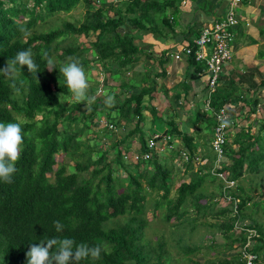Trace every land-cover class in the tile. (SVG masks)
<instances>
[{
  "label": "trees",
  "instance_id": "trees-1",
  "mask_svg": "<svg viewBox=\"0 0 264 264\" xmlns=\"http://www.w3.org/2000/svg\"><path fill=\"white\" fill-rule=\"evenodd\" d=\"M114 1L0 0V68L18 51L29 48L39 66L36 76L30 74L26 66L19 71V92H14L9 86V79L0 74V122H15L14 116L18 114L25 117L20 123L24 131V150L16 164L18 171L13 175L12 183L0 181V264H27L26 253L30 246L52 237H71L77 244L83 242L90 247L98 244L107 246L106 251L102 250L99 260L88 258L80 261V264L170 263L164 237L160 236L155 242L146 239V242L144 228L148 222L147 194L155 191L159 197L158 200L156 198L157 203L153 210L156 215V208L167 200L172 171L166 167L168 165L159 161L157 156L131 163V160L123 158L121 148L129 136L141 131L140 122L145 120L144 111L148 108L153 113L150 112L151 124H154L156 118H163L167 125L166 130L179 138L181 155L187 156L183 162L184 170L192 171L190 180L177 186L176 198L168 200L164 220L169 222L171 217L175 216L180 223L189 213L188 210L182 209L185 203L195 212L194 218L211 216L214 219L213 227L219 230L228 248L224 250L221 258H203V261L192 259V263L245 264L239 250L249 236L254 242L252 249L247 251L255 253L257 258L253 264H264V224L254 216L260 209L264 212V118L255 133L250 130L251 123L248 127L241 126L234 135H229L224 145L227 162L221 168L214 167L211 152L209 154L203 147L211 141L209 132H212L214 124L211 114L201 111L199 107L202 101H196V116L194 119L187 118V125L203 122L202 131H182L170 101L166 108L167 117L163 110L158 113L156 104L161 101L157 98V101L153 102L157 83H149L153 75L150 76L148 71L142 78L143 88L139 92H127L122 101L118 99L117 94H113L114 108H108L106 99H103L91 104L88 114H81L85 128H88L90 123L97 126L93 118L100 115H107L117 125L126 127L125 135L108 127L95 128L94 136L103 133L106 135L108 142H102L105 146L110 142V148L115 151L112 157L108 158L110 150L106 147L104 150H93L87 154L82 151L78 133L83 131V127L69 128L74 133H70L66 123L63 130L58 127L63 113L67 112L66 121L74 122L79 119L72 111L79 109L81 103L72 102L66 105L59 100V95L68 97L71 93L59 72L64 63H55L56 69L53 71L47 69V58H52V43L55 40L75 37L71 40L72 44L75 43V48L68 45L62 53L56 55L58 59L63 60L65 53L73 56L78 52L73 57L79 58L85 66L90 61L83 55L90 52L97 56L101 65L102 62L111 61L112 68L115 63L114 70L108 69L114 73L138 60V51H148L147 48H140L134 43L135 35L129 32V28L174 37L172 33L178 21L179 0H117L119 2L113 3ZM207 2L210 3V0ZM79 3L86 6L84 18L80 22L66 21L62 27H54L46 32L33 29L45 17L69 12ZM171 8L174 10L169 11ZM171 14L174 16L172 21L169 18ZM124 24H127L128 29L122 27ZM21 27L28 29L30 35L25 37L19 30ZM165 28L166 33L163 31ZM79 36L85 37L86 40L76 43ZM90 36L93 38L87 40ZM146 54L148 57L152 56L151 52ZM189 66L192 68L187 78L193 81L205 72L204 61L191 57ZM245 70L246 74L243 78L240 77L239 81L229 78L213 91L210 101L212 108L218 109L232 101L233 104L241 102L249 106L246 116L248 118L256 112L258 96L264 88V79L255 81L254 68ZM222 80L226 79L221 76L220 81ZM126 84L124 81L120 83L121 87ZM183 86L187 87L183 95L188 96L190 89L187 81L183 82ZM244 88L248 90V99L240 98L242 93L247 95ZM89 89L91 94L94 89ZM119 91L123 93V90ZM250 91L253 92L251 95ZM39 113L42 118L37 120L35 117ZM50 113H53V121L49 120ZM129 120H133V125H130ZM36 122L41 124L38 130L34 127ZM140 138L142 139L139 141V147L145 149L144 135ZM91 146L92 144L88 147L91 149ZM60 153H63L65 158L64 162L59 163L57 158ZM198 156L205 158L207 162L204 165L198 164L195 169L192 163ZM113 164L117 167L113 168ZM117 168L123 169L126 175L119 177ZM221 172L227 173L225 179L231 181L232 185H227L220 178L217 185L219 192L213 193L203 189L206 179L213 180ZM255 178H258L255 189L260 188L258 195L251 194L253 188L242 184L245 180L251 184ZM227 195L234 201L235 208H232V204L217 205L220 200L225 202ZM245 218L249 221L236 232L237 223ZM54 221H60L63 225L62 231H56ZM202 224L206 225L207 221H202ZM248 229L253 231L249 233ZM192 234L193 232H189L190 238ZM206 237L209 247L219 245L215 235L209 233ZM190 244H184L186 254L202 248L201 242Z\"/></svg>",
  "mask_w": 264,
  "mask_h": 264
},
{
  "label": "clouds",
  "instance_id": "clouds-1",
  "mask_svg": "<svg viewBox=\"0 0 264 264\" xmlns=\"http://www.w3.org/2000/svg\"><path fill=\"white\" fill-rule=\"evenodd\" d=\"M117 2H119V1L115 0L113 3H117ZM179 2L186 5V0H179ZM229 2H230V0H228V2H227V8L224 12L223 17H221L219 19L218 18L213 19V20L205 23L203 26L201 25L197 34H194L192 32V27H191L192 25H190L188 23V29L185 31H182L181 35L176 38V39H178V41L174 42L173 46L165 48L163 50L164 52L160 56L164 59L165 63L170 62V61L172 62V61L185 60L188 64V66H189V59L191 57H193L197 61H204L205 72L200 76V78L196 79L195 81H193V79L187 78L190 76V69L192 68L191 66H189L185 77H183L181 79V81H179V82L187 81L188 84H190V83L194 84V82H196L198 80L199 86H200L199 93H202L201 97H198L199 93H196V91L189 93L188 96L187 95L184 96L183 93L180 92V90H178L176 86L174 87V91L177 90L178 95H181L182 98L185 99V100L181 99L180 103H182V102L185 103L186 100H188V98H190L191 100L189 102H191V105L193 104L196 106V101H202V104L199 107V109L201 111L203 110V111L208 112L209 115L211 114V116L213 117L214 124L212 127V132L211 133L209 132V136L211 137V141L208 142L209 144L208 143L207 144H208V146H210V150L212 151L211 155L213 156L212 157L213 166L218 167V168H221V166L227 162V157L225 155L224 145L226 144V142L229 138V135H234L235 132L240 130L241 126L248 127L247 126L248 124H244L243 120H242L243 116H245V115L247 116L248 111H249V106L247 104L244 105L241 102H239V103L237 102V103L233 104V103H231L232 101H228L227 103L223 104L218 109H214L210 105L211 94L213 93V91H216V89L219 85L224 84L225 81H228L229 78L236 80V81H239L240 77H244V75L247 72L246 70H244V72L241 73L242 75L240 74L237 79L234 76L227 75L225 73L226 64L229 63V61L232 60L234 57L233 43L236 41L235 36H236L237 28H238L237 26L242 21V19L240 21H238V19L235 17L237 20L235 25L227 26L228 27L227 30L230 33V37H228V39H227L229 42L230 57L221 66V69H220V72L218 74L217 81H216V84H215V87L213 90H211V88L208 85V77L211 76L212 73H211L210 69L208 68V62H207L209 57L212 54V51H213L212 46L210 44H205V46H200L196 43V40L201 36V34L205 28H207V27L210 28L214 24V22L222 21L226 17V12H227V9L229 6ZM203 4L208 5L209 3L206 2V0H204ZM236 10H237V8H236ZM180 13H183V12L179 11L178 16L180 15ZM169 18H170V21H172L174 19V16L171 14V15H169ZM178 20H179V18H178ZM177 24H178V21L176 22L174 32H175ZM245 24H248V23H245ZM19 30L23 33V35L25 37L30 35L29 30L24 28V27H21ZM133 31H137V30H133V29L129 28V32L132 33ZM163 31H164V33H166L167 29L165 28V29H163ZM142 33H144V32L142 31ZM149 34H151L153 38L155 37L153 33H149ZM185 34H187V35H185ZM173 36H175V35H173ZM135 39L136 38L134 37V43L138 47L143 48V49H146V48L148 49V51H145V56H146L147 60H150L151 58H156V55L153 52H151L152 56H150V57H148L146 54V52L154 51L153 48L150 49V47H148V44H147V47H141L138 43H136ZM174 39H175V37H169V38L160 37L157 40L164 42L165 40L173 41ZM187 50H189V51L187 52ZM139 53L140 52L138 51L137 54H139ZM197 53H201V54H203V56L201 58H198ZM44 55L47 58V54L45 53ZM136 57L139 60L140 57H138V55H136ZM47 65H48L47 69L49 71H53L56 69L55 63H54L52 58H47ZM102 65L106 69L107 67H110L111 61L108 63L102 62ZM130 65L131 64H128L124 68H122L120 70H116L119 72V73H117V75L122 76L124 73L126 75H129V72H130L129 68L130 67L129 68H127V67ZM24 66L27 67V70L30 74H34L36 76V74L39 72V66L35 62V60L33 58V52L30 48L26 49V50L18 51L12 59L7 60L5 66L3 68H0V74H3L4 76H6L9 79V81H10L9 86L11 89L14 90V92H19V88L17 87V77H18L19 71L22 70V68ZM115 67H116V64L114 63L112 65V68L114 69ZM161 67H163V62H161ZM125 69H127L128 72ZM148 71H149L150 76L153 75L152 78L149 79V83H152L151 81H154V83H157L158 78H160L162 76L161 72L154 71L151 67H148V66H147V70L145 71V73H143V72L137 73V77H138V74H144L143 77H145V74ZM150 71H151V73H150ZM59 72L64 77L68 91L72 94V99H74L78 104L81 102H84L85 110L86 111L89 110L91 104H93L95 102V96H89L88 95V91L90 88V82H89V78H88V75L86 73V70H85L83 64L81 63V61L79 60V58L69 57L68 62L64 63L59 68ZM153 73H157V75H154ZM221 76L224 77L226 80L220 81ZM142 85H143V83L140 84L137 89L129 88V89H127V91L125 90L124 91L125 97H126V93L129 91L130 92L132 91L135 93L139 92L143 88ZM156 90H157V86H156ZM252 93L253 92L250 91V95ZM245 97H246V95L245 94L243 95V93L240 96L241 99H243ZM258 99H259V102L256 105V108H255L256 112L255 113L263 110L262 113L264 114V94L262 93V91L260 92ZM59 100L62 103H64V101H62L60 98H59ZM105 104L108 108H114L115 107L114 96L106 94ZM239 108H241V109L239 111H236V109H239ZM242 109H243V112L241 111ZM244 109H246V111H244ZM194 111H195V108H194ZM146 112H149V111L146 110ZM231 113H233V114H231ZM255 113L251 114L249 119L251 118V120H253L254 118H256L257 116L255 115ZM262 113H261L260 117L263 119L264 116ZM113 115L115 116L116 113H113ZM145 115H146V118H145L146 121L144 122V120H142L140 127L142 126L144 129L148 130L147 134L144 135L145 142H146V148L141 149L139 147V141L142 138L138 137V133H140V131H138V133H135L134 135L129 136L122 143L121 148L123 151V158L126 160L129 159V160H131V163H134V162L139 161V159H143V161L150 160L153 156H157L160 160L161 157H165L167 154L172 155V153H173V155H176V160L178 157H179V160L181 162L186 160L187 156L185 157L183 154L181 155L182 149L180 147L179 138H177L176 136L169 133L166 130V128H164L163 131L156 130L155 125L150 123L151 114L150 115L145 114ZM17 116H20V119H18ZM195 116H196V114L194 113V115L192 117H189V118L194 119ZM14 117H15V122H7V123L0 122V181H2L4 183H9V184L12 183L13 175L18 171L16 164L20 160L21 155H22L23 150H24V131H23V128H22L20 123L25 120V117L20 115V114L15 115ZM101 118L104 119V121H105V123L103 125H101L99 123V119H101ZM30 119L31 118H29V120ZM261 120L259 121V125L261 123ZM93 121L96 122L97 126H94L96 128L108 127L109 129H112L114 132L120 133L122 135L126 134V131H125L126 127H124V125H121V126L117 125L114 121L110 120L107 117V115L96 116L93 118ZM185 123L186 124L183 127H187V121H185ZM222 123L224 124L223 134H224L225 140L222 144L221 156L218 157L216 151L213 148V142H214V139L216 136V129ZM110 124L113 127H109ZM143 128H141V131L143 130ZM180 129L182 131L184 130L183 128H180ZM250 130L252 133H255L257 131L256 129L253 131V129L251 127H250ZM150 139H154L155 145L157 146V148L149 149L148 144H149ZM132 142H134V143H132ZM125 147H127V148L124 150ZM146 154H149V156L145 157ZM203 160H206V159L201 158L200 156L195 157L193 159L192 165L195 167V169H197L198 164L204 165L207 162V160H206L205 163H203L202 162ZM222 173L223 172H221L219 174H222ZM222 179L225 181V183H227V185L231 182V181L226 180L225 178H222ZM244 225H245V223H244ZM54 226H55V229L57 232H60L63 230V225L60 223V221H54ZM249 230L250 229H248V231ZM249 241H251L252 243L254 242L252 240V238L247 236V241H245V243L241 246V248L239 250V254L241 255L242 259H243L242 251L245 248L246 243L249 244ZM250 246L252 249V244H249V246L246 247L247 250H249ZM102 250L106 251L107 246L104 245L102 247L101 245L98 244L96 246L90 247L87 243H83V242L77 244L76 240L71 238V237H63V238L52 237V238H48L46 240H42L39 244H32L30 246V249L26 253L27 264H80V261L86 260L88 258H91L92 260H99L101 258ZM249 253L256 255L253 252H249ZM256 259L257 258L254 259V262L256 261ZM243 261H245V259H243Z\"/></svg>",
  "mask_w": 264,
  "mask_h": 264
},
{
  "label": "rangeland",
  "instance_id": "rangeland-1",
  "mask_svg": "<svg viewBox=\"0 0 264 264\" xmlns=\"http://www.w3.org/2000/svg\"><path fill=\"white\" fill-rule=\"evenodd\" d=\"M264 1V0H262ZM178 10L179 11H185V5L182 4L181 2L178 3L177 5ZM86 6L83 3H79L75 8H73L71 11L69 12H59V13H55L53 16L48 17L44 20H42V22L37 23L33 29L36 31H48L51 28L54 27H62L63 23L66 21H71L74 23H78L80 22L83 18H84V12H85ZM174 10L173 8L169 9V11ZM178 11V12H179ZM177 14V13H175ZM234 16L238 19V21H240L242 18L244 20V24L248 22V24H250V21H254L256 20V14L255 13H251V11H249L248 15L245 16L243 14V10L242 9H238L235 10L234 12ZM262 21L264 22V14H260ZM249 26V25H248ZM122 27H124L125 29H128L127 24H124ZM173 35H175V39L173 40V42H177L178 39H176L177 37H179L181 35V33H179L178 28H177V32L175 31L174 33H172ZM155 39H159L160 37H165V38H169L168 34H164L163 35H154ZM248 39H250V35L247 36ZM72 38H75L73 36H70L69 38H65V39H57L52 43V59L54 61V63H67L68 62V58L69 57H73L74 55H76L77 53H74V55L72 56L71 54H64V58L63 60H60L57 58L56 55H59L60 53L63 52V50H65V48L68 45H71L72 48H75V43L72 44L71 40ZM93 38V36L88 37L87 40ZM78 40H76V43H83L84 40H86L85 37L83 36H79L77 38ZM141 47H147V43L145 41H141V43H138ZM150 49L153 48V46L157 45L156 43H148ZM154 51H157V48H154ZM261 50H264V46L261 47ZM79 51V50H76ZM159 56H161V52L157 51ZM259 54L257 55L258 57L261 55L264 59V51H258ZM145 54V51H140L139 54ZM84 57H87L86 59H88L90 62L88 63V65H85L84 68L86 70V73L88 75L89 78V82H90V87H93L94 91L90 92V89L88 91V95L89 96H95V102L96 101H101L103 99H106V94L107 95H112L115 97V95L113 94H117L118 95V99L119 100H124L125 95H124V91L129 88H133V89H137L138 86L142 83H144V81L142 80L143 75L144 74H138L137 79L135 78V80L131 79L132 77L129 75H126L125 73L120 76L117 75V72L115 71L114 73L109 72L107 69L109 70H114L111 67H107L106 69L104 68L103 65L100 64V61L97 59L96 55H93L92 53L88 52V53H84L83 55ZM141 61H138V64ZM230 64H240L239 61H234V60H230L229 61ZM143 64V63H142ZM107 65V64H106ZM130 66H128L127 68H129ZM147 68V65L143 64V68ZM250 67V66H249ZM239 69V68H238ZM127 70V69H125ZM132 70L134 71L133 73H136L138 71V67L135 65ZM158 70V67H157ZM144 71V69L142 70ZM128 72V70H127ZM240 74H241V70H239ZM145 73V72H143ZM254 73H255V81H259L260 79H264V67H261V70H257L254 68ZM175 75H177L176 73L167 75L166 77H161L160 80H162L161 84H159V81L157 80V84L156 86L159 87L160 85H162V87H165L167 83H169L170 86H172L174 84V82H176L175 80ZM242 75V74H241ZM243 78V77H242ZM241 78V79H242ZM107 80V81H106ZM124 81L127 84L124 87H121L120 83ZM204 84V83H203ZM168 85V84H167ZM168 85V86H169ZM177 89L180 90V92H182L183 94L186 93L187 87L183 86V82H178L176 84ZM193 86V83L189 84V93H192L193 91H198L200 86L195 85ZM244 86H247L244 85ZM166 89V87H165ZM195 89V90H194ZM118 90H123V93H118ZM157 95L155 97V99L153 100V102L157 101V98L161 101V98L163 96L160 95L161 91L159 89H157ZM244 88V93L247 92V95L245 98L243 99H248V90H246ZM110 91V92H109ZM159 92V93H158ZM112 93V94H109ZM166 95L169 96L170 94V98H171V103H172V108L176 111L177 115H176V119L179 121V123L182 124V126H184L185 120L189 117H192L195 113L194 108H196L195 105H191V102H189L191 99L188 98V100H186L187 102H182L180 103L182 98L181 95H178L177 90L173 91V87L172 89L166 90ZM202 93L198 94V97H201ZM244 95V94H243ZM60 99L62 101H64V104L68 105L72 102H76L74 99H72V94L68 97H65L64 95H59ZM181 97V98H180ZM164 98V97H163ZM177 98V99H176ZM173 100V101H172ZM185 100V99H184ZM66 101V102H65ZM94 104V103H93ZM157 105V111L158 113L160 112V110H163L164 115L167 117V110L166 108L169 106L168 101H164V102H159L156 104ZM242 105V104H241ZM241 108L236 109V111H239ZM90 108L89 110H85L84 108V102H81L79 109L73 110L72 113L75 115L79 116V121H66L65 120V114L63 113L60 117V122L58 124V127L60 128V130H63V126L64 123L67 124V128L70 131V133H74L73 131H71L69 128H74V127H83V131H81L79 134L80 139H81V143L79 144V146L81 147L82 151H84L86 154L87 152H91L93 150H104L105 147L107 148V150H110L108 158L112 157L113 154L115 153L114 150H112L110 148V142L108 143L107 146H105V144H103V142H108V139L106 138V135H98V136H94L95 128L94 125H92L91 123L88 125V128H85V121L84 119L81 117V114H88L90 112ZM149 112L152 113L151 109H147ZM243 112V109L241 110ZM246 111V109H245ZM145 114H148V112L145 111ZM153 114V113H152ZM255 115L257 117L261 116L260 112L255 113ZM18 119H20V116H17ZM41 114H38L35 118L37 120L41 119ZM253 117V116H252ZM49 120L53 121L54 120V116L53 113H50L49 115ZM146 120H144L145 122ZM165 120L163 118H156V120L154 121L155 124V129L158 131H163L164 128L167 127V125L164 122ZM187 121V120H186ZM130 123V125H133V120L132 121H128ZM93 123V121H92ZM141 124V122H140ZM41 126L40 123H35V129H39ZM141 128H143L141 126ZM203 128V123L202 122H198L196 125H190L188 124L187 127H183V129H186L187 133L191 132V131H202ZM255 129H253L254 131ZM257 130V129H256ZM148 130L143 128V131H140V133H138V137H140L142 134L145 135L147 134ZM193 133V132H192ZM202 133V132H201ZM102 137V139L99 140V138ZM103 140V142H102ZM91 149L88 147L89 145H91ZM207 151H209L212 153V151L210 149H208V144H205L204 146ZM127 147L124 148V150ZM86 157V156H83ZM64 158L65 155L63 153H60L57 161L60 162H64ZM162 163L168 165V166H173V167H168L166 166L168 169H170L171 175H172V183L170 186V191L167 197V200L162 204L159 205L158 209L156 208V215L153 214V210H154V206L157 203V200L159 199L158 195H156L155 191L147 194V203H146V219H147V225L144 228V241H146V239L155 242L160 236H163L164 239L166 240V247L168 249V253L170 256V263L169 264H193L192 263V259H196V260H200L203 261L204 259H215V258H221L224 254V250L228 249L225 246V242L224 239H222L220 236V232L219 230H217L215 227H213L214 225V219L211 216H207L204 218H194L196 214H193V210L190 208L189 205H185V203H183V207L182 209H186L189 211L188 215L185 216L180 223H178V219L175 216L171 217V220L169 222H166L164 220V215L167 212V207L169 205L168 200L172 199L174 200L177 196V186L182 183V182H188L190 180V173H192V171H187L184 170V161L181 162L179 160V157L176 160V155H170L167 154L165 157H161L160 160ZM206 160H203L202 162L205 163ZM230 162V161H228ZM175 165V166H174ZM113 168H116L117 165L113 164L112 165ZM133 168V167H132ZM135 169V167H134ZM116 173L119 177L121 176H125L126 173L123 169L121 168H117L116 169ZM51 175V174H50ZM227 175L226 172L219 174L215 179H206L203 189H206L207 191H211L213 193H216L218 191L217 185L220 182V178H225V176ZM258 181V178H255V180L250 184L247 180L243 181L242 184L244 186H248L253 188V190H251V194L254 195H258L260 188H256L255 184ZM232 184V183H231ZM230 184V185H231ZM104 185V184H102ZM219 192V191H218ZM219 196V195H218ZM201 202H203L201 200ZM230 204H232V208H235L236 205L234 203V201L231 200V197H229L227 195V199L220 200V203H218L217 205H221V206H229ZM216 205V207H217ZM235 206V207H234ZM249 206V205H248ZM195 213V212H194ZM249 213V210H248ZM145 216V215H144ZM254 216H256L258 218V220L262 221L264 224V212L260 209L259 211H257ZM207 221V224L204 225L202 224V221ZM249 220L247 218L243 219L242 221L237 223V226L235 228L236 232H238L240 230V227H242L244 225V223L248 222ZM111 226L113 225V223L111 222L110 224ZM105 226L107 227V222L105 223ZM212 226V227H210ZM192 227L193 230H192ZM251 233V231H253L252 229L249 230ZM189 232L192 233L191 238L189 237ZM211 233L212 235H215L217 238V241L219 243V245H216L215 247L211 248L209 247V244L207 243V237L206 235ZM147 242V241H146ZM190 242L191 244H195L197 242H201L202 243V248H200L199 250H197L194 253H189L186 254L184 251V244ZM190 244V245H191ZM249 244H252L251 241H249ZM230 254L232 255L233 252H230Z\"/></svg>",
  "mask_w": 264,
  "mask_h": 264
},
{
  "label": "crops",
  "instance_id": "crops-1",
  "mask_svg": "<svg viewBox=\"0 0 264 264\" xmlns=\"http://www.w3.org/2000/svg\"><path fill=\"white\" fill-rule=\"evenodd\" d=\"M203 1L204 0H186L185 11H182L183 13H180V15L178 16L179 20H178V24L175 29L176 32H177V28H178L179 33L187 30L188 23H189L190 25H192L191 26L192 32L194 34H197L201 25L203 26L205 23L213 19H217V18L219 19L223 17L224 12L227 8L228 0H210V3L208 5L207 4L204 5ZM238 9H242L243 14L245 16H247L249 11H251V13L256 14L257 18L254 21H250L249 22L250 24H244V20L242 18V21L237 26L238 28H237L236 36H235L236 41L233 43L234 57L232 60L236 62L239 61L240 64L233 65V64L227 63L225 67V73L227 75L234 76L236 79L240 75L239 70H241V73H243L246 68H255L260 71L261 67H264L263 57L261 55L259 57L257 56L259 54L258 51H264V50H261V47L264 46V22L262 21V18L260 16L261 13L264 14V1L262 0H250V1L243 0L239 4L237 10ZM132 33L135 35L136 43H141V41H145L147 44L156 43L157 45L153 46V50H155L154 48H157V51H160L161 54L164 52L163 50L165 48L171 47L174 45V42L171 40H165L164 42H161L159 40L154 39L151 34L142 33V31H133ZM248 35H250V39H248L247 37ZM157 51H150L156 55V58H151L150 60L146 59L145 54L138 55V57L140 58L139 60L133 61L131 63L130 68H129L130 69L129 73H130V76L132 77L131 78L132 80L133 79L135 80V78L137 79V73L145 72L147 70L146 67L143 68V64L147 65L148 67H151L154 71L161 72V75H162L161 77H164V76L166 77L167 75L176 73L177 74L175 75L176 82H174L172 86H170L169 83H167L169 86L166 84L165 86L166 89L165 87H162V85L157 87V89L161 91L160 95L164 97V98L163 97L161 98V102L168 101L169 103L170 101L171 103L170 94L169 96L165 97L166 94L164 91L172 89V87L174 91V87L176 86V84L179 81H181L183 77H185L189 66L185 60L172 61V62L170 61V62L165 63L164 59L159 56ZM138 61H141V62H139L138 64ZM161 62H163V67H161ZM135 65L138 67V71L136 73H133L134 71L132 70V68ZM157 67H158V70H157ZM143 69L144 71H142ZM160 78H158L159 84H161L162 82ZM194 84L199 86V81L197 80L196 82H194ZM118 93H120V91ZM196 93H199V90L196 91ZM262 93L264 94V89L262 90ZM156 95H157V92H156ZM260 112L262 113L263 110H261ZM148 114L150 115L149 112ZM243 118H244L243 120L244 124L252 123L250 125L252 129H257V127L259 126V121L262 119L261 117H256L253 120H251V118L250 119L247 118L246 115L243 116ZM179 125H180L179 126L180 128H183L181 123H179ZM188 133H192V131ZM250 249H251V246L249 250Z\"/></svg>",
  "mask_w": 264,
  "mask_h": 264
},
{
  "label": "built area",
  "instance_id": "built-area-1",
  "mask_svg": "<svg viewBox=\"0 0 264 264\" xmlns=\"http://www.w3.org/2000/svg\"><path fill=\"white\" fill-rule=\"evenodd\" d=\"M243 0H230L229 6L226 12V17L222 21H216L209 28H205L201 34V36L196 40V43L200 46H205V44H210L212 46V54L208 59V68L211 71V76L208 77V85L211 90L214 89L218 74L220 72L221 66L229 59L230 57V49L228 37H230V33L227 30V26L235 25L237 22L234 12L236 8H238L239 4ZM250 1V0H245ZM189 50H187L188 52ZM203 54L197 53V57L201 58ZM99 123L103 125L105 123L104 119H99ZM109 127H113L111 124ZM224 124L222 123L216 129V136L213 142V148L216 151L218 157L221 156L222 153V144L225 140L224 134ZM149 149L157 148L155 145L154 139L149 140L148 144ZM185 156V154H183ZM149 154H146L145 157H148ZM186 157V156H185ZM230 182L228 185H230ZM232 185V184H231ZM249 244L246 243L245 248L242 251L243 259H245V264H253L256 255L251 254L247 251Z\"/></svg>",
  "mask_w": 264,
  "mask_h": 264
}]
</instances>
